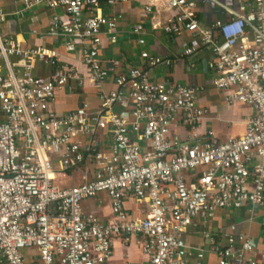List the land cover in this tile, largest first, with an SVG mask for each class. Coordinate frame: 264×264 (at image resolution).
<instances>
[{
    "label": "built area",
    "instance_id": "built-area-1",
    "mask_svg": "<svg viewBox=\"0 0 264 264\" xmlns=\"http://www.w3.org/2000/svg\"><path fill=\"white\" fill-rule=\"evenodd\" d=\"M17 1L23 8L16 16L39 7L63 11L53 15L49 30L67 38L66 50L79 52L86 73L65 65L56 50L27 49L0 37V59L9 68L17 59L23 69L16 75L0 68V264H106L114 239L124 236L140 239L148 264H188L184 234L197 219H214L219 210L264 209V0H252L251 9L243 5L235 18L208 27L201 25L196 3L164 0L173 13L164 32L200 38L213 54L211 85L228 104L255 110L244 135L227 141L212 131L201 133L207 112L198 105V94L204 86L154 82L135 67L117 77L115 91L104 90L111 70L102 64L101 51L106 39L117 41L123 19L121 13L104 15V8L116 11L130 0ZM154 6L149 0L146 14ZM9 16L0 10V27ZM132 34L146 45L144 25H135ZM198 51L186 47L180 55L192 58ZM141 58L149 68L174 65V59L147 51ZM37 62L52 67L48 78L32 74ZM88 83L98 91L99 107L83 102L64 116L51 109L57 92L73 94ZM119 108L130 112H116ZM179 121L191 142L172 136ZM102 133L111 135L107 152L98 149ZM56 160L62 172L93 164L94 177L61 188ZM189 172L197 173L194 180L187 179ZM102 193L112 202L107 222L83 210L84 201ZM130 197L148 203L144 219L128 215ZM206 238L218 264H264L256 258L252 236L238 233L235 225L223 247L212 234ZM204 258L198 251L197 264Z\"/></svg>",
    "mask_w": 264,
    "mask_h": 264
},
{
    "label": "crops",
    "instance_id": "crops-1",
    "mask_svg": "<svg viewBox=\"0 0 264 264\" xmlns=\"http://www.w3.org/2000/svg\"><path fill=\"white\" fill-rule=\"evenodd\" d=\"M197 5V15L204 27L210 26L216 21L227 22L241 13V7L248 5L251 9L252 0H189ZM149 0H130L119 10H108L104 8V15H111L113 12L121 13L122 20L119 22L116 36L117 41L105 40L104 48L101 51L100 59L102 64L111 74L104 85L106 92L117 89L116 79L118 76L127 74L132 68L145 69L154 82L170 81L186 86H204L205 90L198 94V105L206 110L207 114L202 123L201 133L214 132L221 141L236 138L244 135L249 119L255 115V110L247 105H230L225 100V94L211 85L215 73L210 71L208 63L212 60L213 54L210 48L202 45L200 38L190 33L182 37H175L164 32L163 27L172 18L173 13L167 9L164 0H155V6L150 14H146L145 7ZM21 1L0 0V10L9 14L7 21L0 27L2 39L19 42L27 49L47 48L56 50L67 66H75L81 72L86 73L80 54L69 53L66 50L67 38L61 34L52 33L50 21L55 13L63 15V11L39 7L28 11L24 16H16L18 10L22 9ZM142 24L145 26L146 45L141 47L137 37L132 34V28ZM153 24L159 25L154 29ZM195 46L199 48L196 56L192 58L182 57L180 53L186 47ZM147 51L152 55L162 58L174 59L171 68L157 67L149 68L141 58V52ZM10 68L16 75L23 70L17 59L12 58ZM0 68L4 74L10 71L7 63L0 59ZM53 72L52 67L42 63H35L32 66V74L39 78H48ZM98 91L90 83L82 91L70 94L60 91L55 94L51 109L59 116H64L76 110L83 102H89L93 108L99 107ZM227 108V110H225ZM224 111H228L224 112ZM119 113H129L130 109H117ZM172 136L180 137L183 142H191L189 131L179 121L172 127ZM206 138V136H203ZM87 142L88 139H82ZM112 144L111 135L102 133L98 138V149L109 151ZM56 175L55 182L61 188L79 186L86 179L94 177L95 166L84 163L77 168L67 172L60 169L59 160L55 161ZM197 173H187L189 181L194 180ZM125 209L133 220L144 219L149 213L147 202L139 201L130 197L125 202ZM85 214H92L102 222H107L112 217V202L106 193L96 198L83 202ZM264 209L254 210H219L214 219L206 220L205 217L197 219L184 234L188 246V264H197V253L203 250L205 258L203 264H218V259L213 253L214 246L206 238L212 234L217 246L226 245V235L231 226H236L238 233L251 235L254 239L253 245L256 249V258L264 260ZM137 236L117 237L114 239V254L106 264H148L147 258L143 255Z\"/></svg>",
    "mask_w": 264,
    "mask_h": 264
},
{
    "label": "rangeland",
    "instance_id": "rangeland-1",
    "mask_svg": "<svg viewBox=\"0 0 264 264\" xmlns=\"http://www.w3.org/2000/svg\"><path fill=\"white\" fill-rule=\"evenodd\" d=\"M225 110H227V108H225ZM224 112H227V113H229L228 111H224Z\"/></svg>",
    "mask_w": 264,
    "mask_h": 264
}]
</instances>
